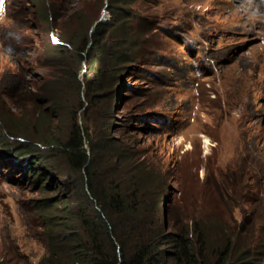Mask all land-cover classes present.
I'll list each match as a JSON object with an SVG mask.
<instances>
[{
  "label": "rangeland",
  "instance_id": "rangeland-1",
  "mask_svg": "<svg viewBox=\"0 0 264 264\" xmlns=\"http://www.w3.org/2000/svg\"><path fill=\"white\" fill-rule=\"evenodd\" d=\"M39 2L53 12L52 20L41 16ZM108 5L0 0V264H47L38 201L60 196L65 176L51 168L37 179L36 170L15 154L17 143L5 140L8 127L1 119L11 117L15 125L35 120L52 104L43 92L51 81L63 83L58 97L77 108L92 140L133 151L128 159L140 170L166 175L161 191L149 195L159 200L161 216L178 220L196 208L203 212L215 183L227 190L238 181L264 198V0H131L126 14L135 18H128V26L113 22ZM79 15L94 22L88 44L100 21L107 23L108 49L120 42L124 28L140 33L115 73L109 54L98 59L94 70L101 64L114 76L104 78L106 88H97L96 101L89 96L94 71L88 61L57 49L71 31L86 33ZM68 122L58 130L67 134ZM26 137L18 139L31 142ZM33 147L38 158L44 146ZM108 164L106 177L124 176L120 164ZM250 210V203H241L222 214L238 223Z\"/></svg>",
  "mask_w": 264,
  "mask_h": 264
},
{
  "label": "trees",
  "instance_id": "trees-1",
  "mask_svg": "<svg viewBox=\"0 0 264 264\" xmlns=\"http://www.w3.org/2000/svg\"><path fill=\"white\" fill-rule=\"evenodd\" d=\"M130 2L109 0L113 22L123 26L130 24L128 18H135L134 14H126L125 6ZM39 6L43 18L52 20L55 17L53 12H48L47 6ZM77 21L79 28L88 26L86 33L71 31L68 43L61 39L57 49L79 61H88L87 67L94 71L88 80L89 96L96 101L97 88L105 89L104 78H112L120 64L129 60L128 49L138 43L140 33L136 30L130 33L124 28L120 42L108 49L104 47L106 22L96 24L91 32L92 42L88 44L94 22L89 24L83 15H79ZM103 53L112 58L113 74L101 64L96 70L93 68ZM62 86V82L55 80L43 88V92L51 96L52 104L41 109L35 120L26 118L15 125L11 117L1 119L8 127L5 140L13 139L12 142L17 143L15 154L36 170L37 179L50 173L51 168H58L65 176L59 180L60 196L38 201L43 208L40 215L48 248L47 264H263L262 195L250 193L249 185L242 183L240 186L238 181L231 182L227 190L224 185L215 183L211 185L215 189L213 195L210 194L212 202L206 204L203 212L196 208L192 215L178 220L161 216L159 200L149 195L161 191L166 175L140 170L134 160L128 159L127 153L133 156V151L112 142L105 143L102 138L92 140L90 127L80 124L76 117L77 108L66 107V101L58 97ZM83 105L81 102L79 106ZM50 118L54 119L48 122ZM64 121H69L67 134L59 131ZM21 135H27L26 139L31 142L20 141ZM1 139L0 134V143L5 142ZM32 142L38 149L44 146L38 158L34 156ZM111 161L124 168V176L106 177L104 173ZM39 167L44 169L43 173L38 171ZM241 203L251 206L241 222L232 223L223 216L222 212Z\"/></svg>",
  "mask_w": 264,
  "mask_h": 264
}]
</instances>
